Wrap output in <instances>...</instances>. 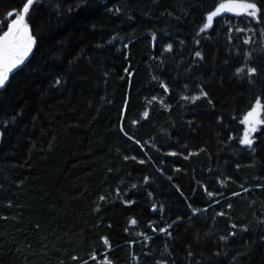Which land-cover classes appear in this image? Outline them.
<instances>
[{"label":"trees","instance_id":"1","mask_svg":"<svg viewBox=\"0 0 264 264\" xmlns=\"http://www.w3.org/2000/svg\"><path fill=\"white\" fill-rule=\"evenodd\" d=\"M228 1L33 3L0 91V264H264V123L241 142L264 0L201 32Z\"/></svg>","mask_w":264,"mask_h":264},{"label":"snow or ice","instance_id":"2","mask_svg":"<svg viewBox=\"0 0 264 264\" xmlns=\"http://www.w3.org/2000/svg\"><path fill=\"white\" fill-rule=\"evenodd\" d=\"M34 3V0H25L22 5V9L19 10L18 18L12 21L9 25L8 30L0 36V89H3L9 81V74L14 69L19 68L24 64L29 53L32 51V47L35 44V40L32 37L28 25L25 23V18L29 14V11ZM221 10L225 12H232L235 15H247L255 18L259 22L260 9L254 0H242V2H233L229 0L228 3H222L216 8L215 11L211 12L206 17V23L200 29L201 32L211 27L214 17L221 14ZM199 55V53H197ZM242 72L243 69H240ZM250 73H255V69H250ZM260 108V101L256 103V109L250 111L244 119V123L249 125L248 131L244 133L242 143L251 147L253 141L250 138V133L255 132L257 129L255 125L260 123L258 120V109ZM147 115V114H145ZM211 195V194H210ZM103 199V197H101ZM134 224L135 221H132ZM108 244V241H104ZM95 258V257H94ZM104 264H108L105 260Z\"/></svg>","mask_w":264,"mask_h":264},{"label":"rangeland","instance_id":"3","mask_svg":"<svg viewBox=\"0 0 264 264\" xmlns=\"http://www.w3.org/2000/svg\"><path fill=\"white\" fill-rule=\"evenodd\" d=\"M229 2V1H228ZM228 2H225V3H228ZM233 2H242V1H233ZM226 13H231V14H234V13H232V12H225V11H223V10H221V14L220 15H223V14H226ZM220 15H218V16H220ZM218 16H216V17H218ZM216 17H214V18H216ZM214 20V19H213ZM210 28V27H209ZM208 28V29H209ZM207 29V30H208ZM258 101H260V100H258ZM257 103V102H256ZM256 103L254 104V106H253V108L250 110V111H252V110H254V109H256ZM249 111V112H250ZM258 111V120L260 121V123H257L256 125H255V127H256V131L255 132H251L250 133V138L252 139V141L254 142V135H255V133L256 132H258L259 131V129H260V127L263 125V123H264V121H263V105H262V103H261V101H260V108L257 110ZM248 112V113H249ZM247 113V114H248ZM247 114L245 115V117L247 116ZM245 117H244V119H245ZM244 121V120H243ZM244 123V122H243ZM244 125H245V131H244V133L246 132V131H248V128H249V125L248 124H246V123H244ZM244 144V143H243ZM253 144V143H252ZM244 145H246V144H244Z\"/></svg>","mask_w":264,"mask_h":264},{"label":"water","instance_id":"4","mask_svg":"<svg viewBox=\"0 0 264 264\" xmlns=\"http://www.w3.org/2000/svg\"><path fill=\"white\" fill-rule=\"evenodd\" d=\"M35 1H36V0H34V2H35ZM25 20H26V18H25ZM1 36H3V34H2ZM33 47H34V45H33ZM33 47H32V51H33ZM32 51L29 53V55H28L27 59L25 60L24 64L21 65L19 68L14 69L13 72H11V73L9 74V81H10L11 77H12V76H13L18 70H20V69L26 64L27 60L30 58V56H31V54H32ZM9 81H8V83H9ZM8 83H7V84H8ZM7 84H6V85H7ZM4 88H5V87H4ZM4 88H3V89H4ZM3 89H0V91L3 90Z\"/></svg>","mask_w":264,"mask_h":264}]
</instances>
